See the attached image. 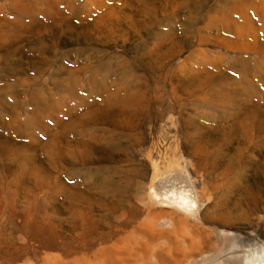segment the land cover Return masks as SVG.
<instances>
[{"label":"rangeland","instance_id":"1","mask_svg":"<svg viewBox=\"0 0 264 264\" xmlns=\"http://www.w3.org/2000/svg\"><path fill=\"white\" fill-rule=\"evenodd\" d=\"M0 264H264V0H0Z\"/></svg>","mask_w":264,"mask_h":264},{"label":"bare ground","instance_id":"2","mask_svg":"<svg viewBox=\"0 0 264 264\" xmlns=\"http://www.w3.org/2000/svg\"><path fill=\"white\" fill-rule=\"evenodd\" d=\"M159 1V0H158ZM37 4V3H36ZM49 5V4H48ZM22 6H24V5H22ZM31 6V5H30ZM29 8V7H28ZM36 9V8H35ZM152 9V8H151ZM150 10V9H149ZM155 10V9H154ZM153 10V11H154ZM27 12V11H26ZM156 12V11H155ZM3 22V21H2ZM5 22V21H4ZM17 22V21H16ZM2 24V23H1ZM20 24H21V22L20 23H16L15 24V26L16 27H19L20 26ZM3 25V24H2ZM23 25V24H22ZM21 27V26H20ZM23 28V27H22ZM18 30V29H17ZM19 31V30H18ZM96 108V107H95ZM98 109V108H97ZM115 115H117V114H115ZM191 121V120H190ZM117 125L118 126H123V127H130V126H133L134 125V123H133V121L131 120V118L129 117V116H127V115H124V114H122V115H120L119 116V123H118V121H117ZM248 125L250 126L251 125V123L249 122L248 123ZM220 131V130H219ZM161 233H164L163 231H160ZM206 245V244H205ZM177 250H178V248H176ZM195 249H199L198 248V244H196V243H194V242H191L189 245H188V248L186 249H181L180 250V252H182L185 256L186 255H188V252L189 251H193V250H195ZM203 249V248H202ZM154 251H156V249H153ZM158 253V252H157ZM190 253V252H189ZM100 256V255H99ZM165 259V258H164ZM113 261V260H112ZM165 261V260H164ZM171 261V260H170ZM108 262V261H107ZM113 263V262H112ZM115 263V262H114Z\"/></svg>","mask_w":264,"mask_h":264}]
</instances>
